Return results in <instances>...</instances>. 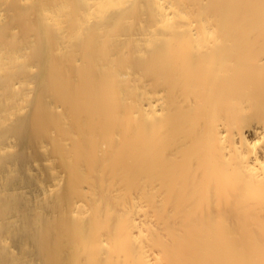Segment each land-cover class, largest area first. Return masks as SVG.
<instances>
[{
  "label": "bare ground",
  "instance_id": "bare-ground-1",
  "mask_svg": "<svg viewBox=\"0 0 264 264\" xmlns=\"http://www.w3.org/2000/svg\"><path fill=\"white\" fill-rule=\"evenodd\" d=\"M0 264H264V0H0Z\"/></svg>",
  "mask_w": 264,
  "mask_h": 264
}]
</instances>
